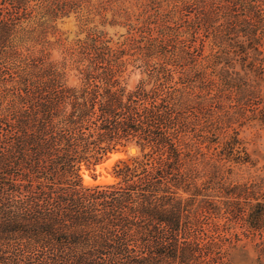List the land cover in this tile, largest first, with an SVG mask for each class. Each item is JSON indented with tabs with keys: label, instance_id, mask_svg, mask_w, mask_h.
Instances as JSON below:
<instances>
[{
	"label": "trees",
	"instance_id": "16d2710c",
	"mask_svg": "<svg viewBox=\"0 0 264 264\" xmlns=\"http://www.w3.org/2000/svg\"><path fill=\"white\" fill-rule=\"evenodd\" d=\"M252 121L264 0H0V264H264Z\"/></svg>",
	"mask_w": 264,
	"mask_h": 264
},
{
	"label": "rangeland",
	"instance_id": "374dc122",
	"mask_svg": "<svg viewBox=\"0 0 264 264\" xmlns=\"http://www.w3.org/2000/svg\"><path fill=\"white\" fill-rule=\"evenodd\" d=\"M58 28L65 32L66 35L72 37L78 30L77 22L74 17H68L61 20L58 23ZM109 33L121 32L122 29L118 27L108 28ZM139 74L131 75L129 78V83L133 84L138 79ZM244 138L249 152L252 158L255 160L256 165L250 169H244L240 171L239 174H235L234 178L247 177L250 172L252 174H258V176L264 179V127L256 124L252 121L246 128H243L241 132ZM128 145L121 147L115 151L108 153V155L101 160L98 164L94 165L92 168L82 167L81 178L85 185H95L104 184L114 181V176L112 174L114 164L120 159H126L131 156H135L139 153V148L137 154H130V147ZM127 147H129L127 149ZM244 243V242H243ZM258 250L255 246V242L248 241L244 248L237 247L231 251L230 254V264H259L257 259Z\"/></svg>",
	"mask_w": 264,
	"mask_h": 264
},
{
	"label": "water",
	"instance_id": "95a60500",
	"mask_svg": "<svg viewBox=\"0 0 264 264\" xmlns=\"http://www.w3.org/2000/svg\"><path fill=\"white\" fill-rule=\"evenodd\" d=\"M137 151H138V148L136 145L130 146V154L134 155L137 153Z\"/></svg>",
	"mask_w": 264,
	"mask_h": 264
},
{
	"label": "bare ground",
	"instance_id": "6f19581e",
	"mask_svg": "<svg viewBox=\"0 0 264 264\" xmlns=\"http://www.w3.org/2000/svg\"><path fill=\"white\" fill-rule=\"evenodd\" d=\"M137 154V153H136Z\"/></svg>",
	"mask_w": 264,
	"mask_h": 264
}]
</instances>
